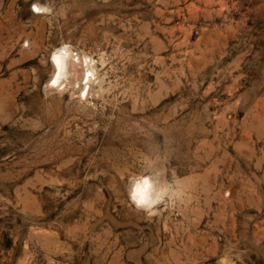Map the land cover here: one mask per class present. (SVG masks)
<instances>
[{"label":"rangeland","instance_id":"rangeland-1","mask_svg":"<svg viewBox=\"0 0 264 264\" xmlns=\"http://www.w3.org/2000/svg\"><path fill=\"white\" fill-rule=\"evenodd\" d=\"M0 264H264V0H0Z\"/></svg>","mask_w":264,"mask_h":264},{"label":"clouds","instance_id":"clouds-1","mask_svg":"<svg viewBox=\"0 0 264 264\" xmlns=\"http://www.w3.org/2000/svg\"><path fill=\"white\" fill-rule=\"evenodd\" d=\"M131 190L128 192L129 200L138 209L150 212L157 204L161 202L164 195L172 199L175 191L171 189L166 181L161 180L159 183L151 179L131 180L129 181Z\"/></svg>","mask_w":264,"mask_h":264},{"label":"bare ground","instance_id":"bare-ground-1","mask_svg":"<svg viewBox=\"0 0 264 264\" xmlns=\"http://www.w3.org/2000/svg\"><path fill=\"white\" fill-rule=\"evenodd\" d=\"M52 62H53L54 67L56 69V74L54 77V80H56V81L59 80L61 76L65 75L66 74L65 72H67L69 69L71 70V68L74 65L73 61L71 60V57L67 54V50L66 51L63 50L62 52H58L57 54H55L53 56ZM71 74L72 73H70V75ZM74 74H77V72H75Z\"/></svg>","mask_w":264,"mask_h":264}]
</instances>
